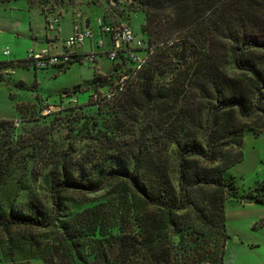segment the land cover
I'll list each match as a JSON object with an SVG mask.
<instances>
[{
    "label": "trees",
    "instance_id": "obj_1",
    "mask_svg": "<svg viewBox=\"0 0 264 264\" xmlns=\"http://www.w3.org/2000/svg\"><path fill=\"white\" fill-rule=\"evenodd\" d=\"M27 1L41 9L47 22L64 4ZM125 2L130 13L144 14L146 48L142 40L143 46L123 49L113 60L108 51L101 52L112 61V70L94 72L85 89L79 84L62 92L98 94L125 76L122 89L117 83L124 97L117 110L142 126L103 158H78L69 149L47 154L49 144L43 143V158L51 166L43 182L51 204L31 195L24 209L12 202L1 205L0 229L56 228L60 237L47 254H22L21 264H225L230 239L225 204L240 198L236 180L227 173L244 159L245 131L264 133V0ZM102 18L108 24L128 23ZM82 60L76 54L57 68L65 71ZM17 67L37 70L29 58L0 61V83L4 70ZM16 86L28 89L23 80ZM36 107L17 104L16 113ZM9 124L10 119H0V130ZM6 146L0 136V192L23 156L17 145ZM109 179L133 193L134 201L121 211H74L67 203L68 189L94 191ZM244 194L241 199L264 203L263 185ZM137 198L153 210L137 207ZM175 236H180L177 244L171 241Z\"/></svg>",
    "mask_w": 264,
    "mask_h": 264
},
{
    "label": "rangeland",
    "instance_id": "obj_2",
    "mask_svg": "<svg viewBox=\"0 0 264 264\" xmlns=\"http://www.w3.org/2000/svg\"><path fill=\"white\" fill-rule=\"evenodd\" d=\"M12 7L16 10L8 9L3 12L0 9L2 29L0 61L25 59L33 52L31 49L36 43L28 37V33L33 30L37 34L43 30L44 23L46 25L45 16L41 14L39 7L28 4L25 0ZM59 7L55 9L59 10ZM60 11L62 16L64 15L62 22L64 32L71 27L72 15L75 21L76 13L81 12L83 18L89 15L93 23H97L98 16L104 15L108 22L123 19L131 26L137 40L146 42L141 33L144 14L130 13L125 0H121L118 5L108 0H64ZM16 19L21 23H15L13 30L8 22H14ZM97 29L100 34L98 25ZM48 31L52 33L51 35L55 32L58 34L59 28ZM97 40L95 36L93 39H88L81 52L90 54L94 49L97 52V48L91 49L90 46L91 41L96 43ZM146 45L145 43L144 48ZM7 49L10 51L8 55L4 54ZM85 55L82 63L74 62L65 72L62 69L63 72L60 73L57 69L56 76L50 73L51 71L35 70L33 67L27 70L18 67L14 76H10L12 69L4 70L3 82L13 83L14 79L15 83L11 93H0V116L12 118L8 128L0 130V136L3 137L6 147L17 145L23 156L16 162L17 168L12 172V178L0 192V206L12 202L16 207L24 209L31 195H35L43 204L50 206V189L43 182V177L51 167L46 165V158H43L45 146L43 143H46V140L49 144L47 154L54 155L69 149L78 158L93 156L103 158L108 153L115 152L114 147L117 144L123 143L129 136L136 135L142 126L140 122L137 123L136 120L126 118L124 114L118 112L116 104L118 105L124 97L117 89L116 80L112 87L104 86L94 95L89 91L78 92L70 97L62 92L79 84L85 89L92 82L94 72H98L97 59L102 63L99 68L101 74L107 75L112 70L113 63L107 60L106 56L103 55L101 58L97 55L94 61H91L85 58ZM139 55L142 57V54ZM127 67L129 65H125L122 71ZM229 71L233 75L237 73L233 67H230ZM20 79L24 80L28 89L16 86ZM34 103L37 104L35 110L16 113L17 104ZM242 151L244 161L227 173V176H234L233 178L237 179L240 198L230 199L225 204V221L230 239L226 243L224 262L225 264H263L264 203L248 197L241 199V196L264 182V163L257 162L259 157L260 159L264 157V133L255 135L253 131L247 129L244 133ZM132 194L119 180L109 179L94 191L68 189L65 197L74 211L92 207L112 210L119 208L121 211L122 207L134 201ZM244 199L250 200L251 203L244 204ZM135 203L139 208L145 206L139 198L135 199ZM144 208L153 210L152 207ZM192 222L187 221L189 224ZM59 237L56 228H12L8 232L0 229V260H6V264H21V255L24 253L33 254L41 251L47 254L48 249ZM179 239L180 236H175L171 241L177 244ZM31 264L45 263L33 260Z\"/></svg>",
    "mask_w": 264,
    "mask_h": 264
},
{
    "label": "built area",
    "instance_id": "obj_3",
    "mask_svg": "<svg viewBox=\"0 0 264 264\" xmlns=\"http://www.w3.org/2000/svg\"><path fill=\"white\" fill-rule=\"evenodd\" d=\"M60 11H55L48 15L47 27L50 30H58L62 15ZM100 29L99 39L97 40L96 47L98 51L92 50L90 54H86L85 58L94 61L99 53L109 52L110 59H115L119 51L128 47L143 46L142 40H137L134 31L129 23L121 22L117 24H108L101 17L97 21ZM94 31L91 25L84 21L81 12L76 13V19L73 24L72 34L63 40L61 51L57 54H52L49 49L40 51L39 53L31 52L26 58L33 60L37 70H46L51 67H66L73 56L78 54L76 50L83 47L88 39H93ZM4 54H10L7 49ZM133 57V54H131ZM125 76L120 77L118 84L120 89L123 88Z\"/></svg>",
    "mask_w": 264,
    "mask_h": 264
},
{
    "label": "crops",
    "instance_id": "obj_4",
    "mask_svg": "<svg viewBox=\"0 0 264 264\" xmlns=\"http://www.w3.org/2000/svg\"><path fill=\"white\" fill-rule=\"evenodd\" d=\"M21 0H12V1H8V2H4V3H0V9H2L3 10V12H6L8 9L10 10V11H14V10H16L14 7H12V6H14V5H16L18 2H20ZM25 1H27V0H25ZM28 2V1H27ZM28 4H30L29 2H28ZM21 6H25V5H21ZM75 11H77V9L75 8ZM42 14V13H41ZM72 14H73V12H72ZM86 18H84L85 19V22L87 23V24H89V25H91L93 28H94V36L96 37V38H98L99 39V33L97 32L98 31V29H97V23H93L92 22V19H91V17L89 16V15H86L85 16ZM99 18H101V16H98L97 17V19H96V21H98V19ZM13 20V19H12ZM63 20H64V15L62 16V18H61V23H60V27H59V31H58V34L55 32V34L54 35H51L52 33L50 32V31H48V27H47V20H46V18H45V22H46V25H45V23H44V28H43V30H41L40 32H38L37 34L33 31V30H30V32L28 33V37H30L32 40H34L36 43H35V47H33L31 50L33 51V52H35V53H39L40 51H42V50H45V49H49V51L52 53V54H57V53H59L60 51H61V45H62V42H63V40L64 39H66L67 37H69L71 34H72V32H73V24H74V19H73V15H72V24H71V27L69 28V30L68 31H66V32H64L63 31V27H62V22H63ZM145 21V20H144ZM8 23H10V25H12V29H13V25L15 24V23H17V24H20L21 23V21L20 20H18V19H16V21H14V22H8ZM2 29L0 28V31H1ZM14 30V29H13ZM62 34H64L63 36H62ZM90 46H91V49H92V47H96V44L95 43H93L92 41H91V43H90ZM82 47H80V48H78L77 50H76V52L78 53V54H80V55H85L86 53L85 52H81V49ZM93 48V49H94ZM95 50V49H94ZM98 56L99 57H101V58H103L102 56H103V54H101V53H99L98 54ZM107 60H109V59H107ZM96 66H97V70H98V72L100 71V66H102V63L100 62V60H98L97 59V61H96ZM113 67V65L111 66V68ZM18 68V67H17ZM49 69H52V70H49ZM49 69H47L48 71H51L50 73H52L54 76H56L57 74H56V72H57V67H51V68H49ZM23 70H27V69H23ZM12 73H10V76H14V74L16 73V68H14V69H12V71H11ZM59 72L61 73V72H63L62 70H59ZM65 72V71H64ZM100 73V72H99ZM9 76V75H8ZM20 80H22V79H20ZM24 81V80H23ZM12 82L13 83H9V82H1L0 83V93H11V88L13 87V85H14V83H15V80L13 79L12 80ZM0 119H12V118H6V116H4V115H1L0 116ZM243 161H244V159H243ZM242 161V162H243ZM241 162V163H242ZM257 162L258 163H264V157H261V159H260V157L257 159ZM238 165H236L235 167H237ZM234 168V167H233ZM232 169V168H231ZM230 169V170H231ZM229 170V171H230ZM228 171V172H229ZM239 173H242V172H239ZM232 177H234V176H232ZM237 180V179H236ZM262 185H264V182H262ZM31 261H33V260H31ZM31 261H29V262H26L25 264H31ZM41 261V260H40ZM43 262V261H42ZM0 264H6V262L2 259V261L0 260ZM46 264V263H45Z\"/></svg>",
    "mask_w": 264,
    "mask_h": 264
},
{
    "label": "water",
    "instance_id": "obj_5",
    "mask_svg": "<svg viewBox=\"0 0 264 264\" xmlns=\"http://www.w3.org/2000/svg\"><path fill=\"white\" fill-rule=\"evenodd\" d=\"M113 2H115V1H113ZM243 203H244V204H249V203H251V201L248 200V199H244Z\"/></svg>",
    "mask_w": 264,
    "mask_h": 264
}]
</instances>
